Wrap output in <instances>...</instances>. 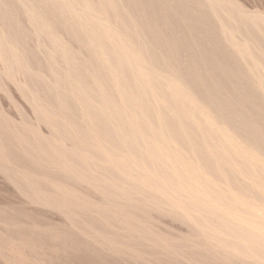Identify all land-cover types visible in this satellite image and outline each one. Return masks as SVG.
<instances>
[{"label":"rangeland","instance_id":"rangeland-1","mask_svg":"<svg viewBox=\"0 0 264 264\" xmlns=\"http://www.w3.org/2000/svg\"><path fill=\"white\" fill-rule=\"evenodd\" d=\"M263 149L264 0H0V264H264Z\"/></svg>","mask_w":264,"mask_h":264},{"label":"bare ground","instance_id":"bare-ground-1","mask_svg":"<svg viewBox=\"0 0 264 264\" xmlns=\"http://www.w3.org/2000/svg\"><path fill=\"white\" fill-rule=\"evenodd\" d=\"M179 87H180V86H179ZM180 89H181V88H180ZM183 93H184V92H183ZM185 95H186V94H185ZM186 96H188V95H186ZM188 99H189V97H188ZM190 99H191V98H190ZM197 103H198V102H197ZM203 109H204V108H203ZM205 113H206V112H205ZM209 115H210V114H209ZM212 124H213V123H212ZM217 126H218V125H217ZM216 128H217V127H216ZM218 129H219V126H218ZM220 130H221V129H219V131H220ZM221 131H222V130H221ZM231 132H232V131H231ZM221 133H222V132H221ZM233 135H234V133H233ZM225 136H226V135H225ZM229 137H230V135H229ZM232 137H233V136H231V138H232ZM235 138H236V137H235ZM235 138L233 139V141H235L234 143H237V142H236L237 139L235 140ZM240 138H241V137H240ZM241 140H242V138H241ZM238 141H239V140H238ZM242 141H243V140H242ZM238 143H241V145L239 144V146H240V148H241V146H242V142H238ZM238 143H237V145H236L237 147H238ZM251 143H252V142H251ZM248 144H250V143H248ZM244 145H247V144H244ZM244 145H243L242 147H243V148H244V147L246 148V146H244ZM250 145H251V144H250ZM255 145H257V143L254 144V146H255ZM245 148H244V149H245ZM248 148H249V147H248ZM256 148H257V147H256ZM236 149H237V148H236ZM260 149H261V148H260ZM260 149H259V150H260ZM239 150H240V149H239ZM245 150L248 151L247 148H246ZM255 150H256V149H255ZM255 150H254V151H255ZM263 150H264V149H263ZM246 151H245V153H244L245 156H246V154H247ZM252 151H253V150H252ZM236 152H237V151H236ZM249 152L251 153L250 150H249ZM255 152H256V151H255ZM257 152H258V151H257ZM257 152H256V153H257ZM256 153H255V155H256ZM259 153H260V152H259ZM240 154H241V153H240ZM252 154H253V153H252ZM252 154H251V155H252ZM261 154H262V153H261ZM247 155H248V157H251V155H250V156H249V154H247ZM253 155H254V154H253ZM255 155H254V156H255ZM259 155H260V154H259ZM262 155H263V154H262ZM262 155H261V156H262ZM263 157H264V156H263ZM263 157H262V158H263ZM253 158H255V157H251L250 159H252V161H253ZM256 158H257V160L259 159L258 157H256ZM262 158L260 157L261 160L259 159V161L262 162L261 164L264 163V162L262 161V160H264V159H262ZM254 160H255V159H254ZM252 161H251V162H252ZM254 162H256V161H254ZM260 162H259V163H260ZM257 163H258V162H257ZM259 163H258V164H259ZM255 164H256V163H255ZM261 164H259V165H261ZM255 167H256V166H255ZM261 167L263 168V167H264V164H263V166H261ZM261 170H262V169H261ZM261 176H262V175H261Z\"/></svg>","mask_w":264,"mask_h":264}]
</instances>
